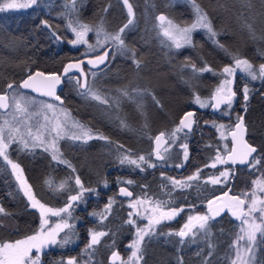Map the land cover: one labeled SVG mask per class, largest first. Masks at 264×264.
Here are the masks:
<instances>
[{"label": "trees", "instance_id": "1", "mask_svg": "<svg viewBox=\"0 0 264 264\" xmlns=\"http://www.w3.org/2000/svg\"><path fill=\"white\" fill-rule=\"evenodd\" d=\"M51 1L55 4V13L50 9L45 10L40 6L39 1L22 11L0 12V93L10 91L7 88L9 83L14 85V89H18L19 82L35 70L59 73L67 61L96 55L107 49L109 55L104 66L98 70L84 69L87 73V84L94 92L106 99L107 103L92 99L91 95L87 97L81 95L85 89L79 88L78 77L74 75L62 79V87L58 92L60 99L52 101L65 108L80 124L108 138L105 140L94 137L87 140L91 149L115 143L122 145L130 153H145L155 133L170 134L178 126L181 114L194 109L195 123L192 125V130L178 133L175 141L176 144L188 145V157L182 173L191 171L195 166L205 165L213 150L218 148V139L214 137L210 122L219 120L233 124L238 116L244 118L247 129L246 142L257 150L253 156V160H256L254 165L264 170V79L250 80L236 73L233 81L235 98L226 117L216 113L221 106L211 115L206 112V108L196 107L195 102L197 96L203 100L212 94L223 67L234 63L233 56L247 59L254 68L264 64V0H181L168 10L160 5L152 12H149L148 0H128L133 9L132 17L126 13L125 5L121 0ZM141 1L143 4L140 10ZM194 4L207 14L214 30L218 33L214 39L223 45V48L209 38L205 29L194 30L191 34L192 44H185L177 49L172 40L159 31L150 41L146 31L140 27L143 26L142 9L146 14L150 13L147 15V24L155 25V13L158 11L174 23L188 24L197 17ZM112 15H115L116 19L114 26L110 27L108 23ZM129 19L132 20V24L120 33L124 41L123 48L114 42H109L104 49L90 51L85 44L75 46L69 44L70 23L75 26V22L78 21L93 27L101 26L106 33L113 34L128 24ZM45 22L49 27L45 26ZM53 32L60 37L59 40ZM85 38L89 44H96L95 32H89ZM133 52L135 58L140 61L139 68L133 63ZM192 64L197 68L207 65L212 71L194 72ZM133 70L142 73L141 79L137 78L138 84L129 86L130 89L131 86H135L142 94L139 95V99L146 104L142 118L140 114L129 117L119 111L111 112L114 110V105L110 106L109 87L118 88L125 84L127 78L134 74ZM245 85L249 89L247 102L244 100ZM2 114L3 112L0 111V117ZM121 121L126 127L121 126ZM225 142L228 146V139ZM91 149H88L89 153ZM32 152L34 154L31 158L19 164L24 178L32 189L38 190L49 178V168H63V166L50 160V156H47L48 163L45 164V161L36 157L44 156L40 154L41 150L36 149ZM95 157L97 168H90L87 172L79 169L75 171L84 187L94 191L84 192L83 198L74 202L72 218L69 222L74 225V229H71L74 233L84 232L86 237L90 229L108 233L92 250L96 253L102 251L100 255L102 261L104 255L111 249L125 253L127 250L125 245L131 241L133 229L126 220L128 210L125 206L126 201L137 196L142 197L147 193L153 200L166 202L165 207L182 209L179 214L182 218L185 217L183 210L203 207L206 201L226 187L228 181L226 177L222 184L203 181L172 192L166 187L162 200L153 193L154 188L152 191L148 188L144 192L139 189L138 185L142 183L148 187L152 183L150 184L143 175L127 166L122 169L124 173L116 177L126 181L131 180L133 183L127 184L126 181L116 179L113 183L126 185L133 193V197L124 199L111 194L110 198L114 202L107 212L105 206L108 205L110 198L105 203L85 211V207L89 205L88 197H92L93 192L101 189L107 181L102 175L103 171L112 165L106 160L103 162L102 156L98 153ZM50 164L52 166H48ZM85 164L88 166L87 162ZM112 166L115 167L114 164ZM116 166L119 170V166ZM175 172L171 167L166 173L173 175ZM70 175L63 177L72 187L74 185L66 192L67 194L71 191L76 193L77 189ZM7 176L8 173L0 164V205L12 217L14 224V229L0 224V242L13 241L34 233L38 222L36 211L29 208L22 197L11 195V184ZM254 187L253 184L252 188ZM231 190L233 192V188ZM67 194L57 202L58 206L66 203ZM257 195L264 198V192L257 191ZM93 213H103L107 219L101 224L99 216H94ZM77 223L80 225L77 226ZM206 226V232L201 235L202 237H186L185 240H180L175 235L178 229L177 223L170 222L167 225L157 226L155 232L145 236L141 244L143 250L141 264H230L229 258L234 255L232 244L240 232L239 223L232 220L227 213H223L214 220L208 219ZM260 236L261 234H256L253 245L254 264H264V237ZM189 242H193L194 246L188 244ZM83 250L80 246L77 254H74L66 244L59 248H48L40 253L39 264L54 262L63 264L69 257L78 260ZM90 252L91 250L84 251L88 255L92 253Z\"/></svg>", "mask_w": 264, "mask_h": 264}, {"label": "snow or ice", "instance_id": "2", "mask_svg": "<svg viewBox=\"0 0 264 264\" xmlns=\"http://www.w3.org/2000/svg\"><path fill=\"white\" fill-rule=\"evenodd\" d=\"M38 0H30V3H17L16 0H10V2L0 3V11H4L5 9H16V8H26L31 5L37 4ZM124 4L128 9L129 17L133 16V9L131 4H129L128 0H124ZM194 8L196 11L197 19L190 26L187 27H179L175 25L171 20L167 21L169 27L164 29L163 35L169 37L172 40L175 47L177 49L183 47L185 44H192V32L196 29H205L209 38L213 39L214 43H217L218 46L223 48V45H220L218 41L214 38L218 35V33L214 30V27L209 20L206 13H204L198 5L194 4ZM158 20L161 22L166 20V17L161 15L158 17ZM132 24V20L129 19L128 24H125L124 27L120 28L118 32L109 34L106 33L101 26L93 27L88 24L75 22V26L72 23L69 24L73 33L75 34V39L70 40L69 43L73 46L78 44H85L88 46L90 51H98L99 49H104L105 45L109 42H114L119 45L121 48L124 47V41L121 38L120 33H123L125 28L128 25ZM45 26L49 27L45 22ZM251 26H249L250 29ZM89 32H95L97 39L96 44L91 45L85 39ZM53 35L56 36V39L59 40L60 37L53 32ZM226 50V49H225ZM227 51V50H226ZM109 55L107 49H105L101 54L97 55L94 59H89L88 63L97 66L98 64H103L105 59ZM133 63L136 64L137 68L140 67V61L135 58V53L133 52ZM235 67L230 65H226L223 67L222 72L225 74V79L221 82V84L217 87L216 92L211 97V100L215 103L211 104V107L214 109H219L221 104H227L229 107L232 104L233 98L235 97V92L231 87H226L232 84V80L227 77H231L234 75L235 71L239 69L241 72L247 74V76L251 77L252 80L256 79H264V64L259 66L258 71L253 67V65L247 59H241L239 56H233ZM83 61L69 64L65 67L64 71L67 73L72 68H76L81 72V75L86 78L87 73L84 72L81 67ZM194 72H204V71H212L207 65L202 68H197L195 64L191 65ZM95 75V73H92ZM37 77L41 78L40 81H37ZM46 82L47 91H41L40 88L37 87L38 83ZM60 83V79L57 75L52 74L50 76H46L44 73L37 71L35 74H30L27 79L23 80L19 87L25 89H32L33 91H40L41 95H48L54 97L56 100H59L60 97L56 96L55 89L56 85ZM81 88H84L85 91L81 93V95L87 97L91 95L92 99L99 100L101 103H107L108 101L102 98L98 93L94 92L91 87L87 84V80L85 79V83L80 84ZM7 88L13 90L11 94L8 92L0 94V110L6 111L9 115L12 116L11 120L4 119L2 123H0V158H3V161L10 165L13 175L16 177L20 190L23 192L24 196L29 200L30 206L32 208L37 209L40 212V230H38L35 234L27 236L25 239L17 240L15 242H6L0 244V264H39L40 261V253L42 249L47 248L49 245H57L59 244L63 247L65 244L69 243V238L67 235L61 239H57L59 233L64 231V229H74V225L69 223L72 218V210L74 209V202H78L83 198V194L86 191H94L92 189L85 188L81 182V179L77 176L75 178V184L79 186L80 191L76 194H70L68 197V203L59 209H54L46 206L39 199L36 198L33 193L31 185L24 178L23 170L18 163H15L13 160L9 158L8 155V146L12 143H20L24 148H36L42 147L44 151H51L52 160L58 163H63L68 167H72L69 161L63 159L62 153L58 147V141L67 136L68 139L72 140H84L85 142L88 139H92L93 133L91 129L85 127L80 124L78 121H71V126L73 128H77L79 131L76 133H71L69 135L68 123L69 117L67 112H64L66 119L64 121H55L49 122L51 124L50 127L47 125H39L30 123L32 117L34 115H38V113L30 111L31 105L36 103L31 99L25 98L22 94H19L14 90V85L9 83ZM244 100L247 102L248 100V92L249 89L247 85H245L244 89ZM122 95L128 96L129 93L124 90ZM155 99V97H153ZM196 103L200 105V107H208L209 104L206 101L201 100L199 96L196 97ZM246 106V105H245ZM42 108H47L49 110L55 111V105L48 103L42 104ZM61 111H64L61 109ZM227 114V113H225ZM195 113L192 111H188L184 114V116L180 119L179 125L173 130L171 134H166L164 132L159 133L155 137V143L157 144V148L154 150L157 160H165V155L159 150V146L161 142L164 144H169V141L173 143L177 139V134L181 133L183 129H188L190 132L192 130V125L195 123L192 117H194ZM45 120L48 121L47 115H45ZM237 123L234 125L232 130L226 132V135L232 137L233 147L231 151L228 152L227 157L222 158L220 155H217L212 159V162L205 167L215 168L217 163H228L231 161L233 165L239 164H248L250 168H253L255 165L250 162L249 158L252 156V153H255L257 150L255 147L250 146L244 139V135L247 131L243 116L237 117ZM121 126L126 127L123 121H121ZM215 126V124L213 125ZM225 128L224 125H220L218 131L220 129ZM54 134V135H53ZM225 136V133L221 134ZM95 138L99 139H108L102 135H98ZM29 141H32L30 144ZM242 146V150L237 148V145ZM171 146V145H169ZM122 147V146H121ZM184 150V158L188 157V145L187 143H183L180 145ZM227 148V146H225ZM165 152L168 151L167 148L164 149ZM254 159V158H253ZM120 164H131L135 165L137 168H140L141 171L144 170L142 164H147L148 167H156L154 163H152L145 156H139L134 159L131 158L129 154H122L119 160ZM258 162V161H257ZM183 165H176V167H182ZM75 171V169H73ZM201 170H197L196 174L189 176L186 178L187 181L197 180L200 178L199 173ZM163 175V174H162ZM220 176H226L225 172H221ZM167 178V177H165ZM209 181L213 184L220 183L219 177L209 178ZM46 184L49 185L50 189L53 188V184L50 180L45 181ZM125 183L132 184L133 181L128 180ZM171 183L174 186H179L181 188L190 187L186 181L172 179ZM254 188L251 193L245 192L242 197L231 196L229 199L235 202L236 210L233 211V215L236 219L241 220L242 227L240 229V234H237L236 240L233 242L232 247L235 249L236 255L235 258H229L230 264H251V261L247 259V254L253 251V245L256 240V233L259 232L261 237H264V198L259 197L257 195V191L264 192V178H257L253 181ZM66 186V182H61L60 185L55 186V190L63 191ZM105 187H107V181H105ZM146 187V186H145ZM120 195L126 197H133V193L129 191L125 187H120ZM251 197L250 201H247L248 197ZM247 201V210L245 211L244 205ZM113 199H109L108 205H106V212L110 210L111 205L113 203ZM209 205L213 203V201L208 202ZM144 204H148L149 207L144 209L142 213L140 211V207ZM166 202L160 200H153L151 197L145 193L142 197H137L135 200H131L129 202V207L135 209V214L138 216H142V218L148 220V225L144 228L138 227L136 225V221L132 219L133 213H129V219L127 221L128 224L136 227V238L127 245L129 249H131V253L128 256L127 260L122 259L117 252H113L109 264H113L114 261L120 260L121 264H139L140 260L143 259V250L141 244L145 238V236H150L155 232V225L161 223L162 220H170L174 218L179 211L182 209L171 208L165 210ZM140 206V207H138ZM230 210L232 208L230 207ZM159 212V216H155L154 213ZM237 212L240 214L237 215ZM259 212L261 215L259 217L260 223H257V218L252 217V213ZM66 214L62 216L61 214ZM0 214L7 215L3 207H0ZM219 214V209L217 213ZM94 216H99L100 223L102 224L107 216L103 213L97 214L93 213ZM48 216H56L60 217L59 222L55 223L52 227H47L49 225ZM207 216H189V223H186L184 227L175 235L180 236L181 238L187 236L191 229L195 227L191 222L193 220L199 221V228L201 230L206 229ZM188 229V232L185 231ZM74 234V233H73ZM171 234V233H170ZM108 235L107 232L103 230H89V242L85 246L84 251L89 252V250H93L94 246L98 245L101 242V238ZM245 236L249 243L242 244L241 241L245 240ZM36 250V255L33 257L31 255L32 250ZM63 264H78L75 257H69Z\"/></svg>", "mask_w": 264, "mask_h": 264}, {"label": "rangeland", "instance_id": "3", "mask_svg": "<svg viewBox=\"0 0 264 264\" xmlns=\"http://www.w3.org/2000/svg\"><path fill=\"white\" fill-rule=\"evenodd\" d=\"M38 1L41 4L40 6L43 7L45 10L46 9L47 10L50 9L51 11H53L55 13V11H54L55 4L52 3L51 0H38ZM180 1L181 0H148L149 12L155 11L156 7H158L160 5L164 6V8L168 10L173 5H175L177 3H180ZM4 2H10V0H0V3H4ZM16 2L17 3H30V0H16ZM121 2H122V4H124V0H121ZM142 4H143L142 1L139 2L140 10L142 8ZM26 8H28V7H26ZM26 8L5 9L4 11H0V12H6V11L16 12V11H22V10H24ZM125 8H126V13H128V9H127L126 5H125ZM159 13L160 12L158 11V12L155 13V15H157ZM148 14H150V13L146 14L145 11L142 9L141 19H142L143 26H140V27H142L146 31V36L151 41L153 36L157 35L158 31L160 32V34L163 35L164 29H167L169 27L167 21H169L170 19H168L165 15H163V16L166 17V20L163 21V22H161L159 20V22L154 23L155 25H157V27H158L157 28L153 24H147L146 19H147V15ZM115 19H116V16L112 15V17H111V19L109 20V23H108L110 27L114 26ZM196 19H197V17H196ZM196 19L193 20L192 22L188 23V24H178V23H174V22L173 23L175 25L183 28V27L190 26L193 22L196 21ZM75 38H76L75 34L73 33V31L71 29V39L70 40H74ZM168 40L169 39L167 38L166 39L167 44H168ZM70 45H72V44H70ZM93 45H95V43ZM230 66L235 67V64L233 63ZM259 66L260 65H257L255 67V69L257 71L259 69ZM133 73L134 74H131L129 76V78H127V81L125 82V84H123L122 86H120L118 88L117 87H113V86L109 87L110 88V90H109V93H110L109 94L110 95L109 96L110 106L114 105V110H111V112L112 111H114V112H118L119 111V112L123 113L125 116L128 115L129 117L131 115L132 116L133 115L139 116V114H140V116L142 118V116H143V114L145 112V108H146V104L144 102H142V99H139L140 98L139 95H142V94L138 92V90L135 88V86H131V89L129 88V86L132 85V84L133 85L138 84L137 83V78L141 79L140 74L142 75V73L140 71H135V70H133ZM236 73L239 74V75H242L243 77H245L247 79L251 80V77L247 76L246 73L241 72L239 69H237L233 76L227 77L228 79L232 80V84L229 85V86H226V87H231L232 90H233V81H234V77H235ZM224 79H225V74L221 70L220 78L218 80L217 86L215 87V89L212 92V94L209 97H207L206 99H203V101L208 102V104L210 105V103L212 102L211 97L216 92L217 87L221 84V82ZM14 90L17 91L19 94H22L25 98L31 99V100L36 102V103L31 105L30 111L36 112V113H38V115H34L32 117V119H31L30 123L37 124V122H38L39 125H47L48 127H50L51 124L49 122L64 121L66 119V117L64 115V112L66 111L67 114H68V117H69V123H68L69 135L71 133H76V132L79 131L77 128H73L71 126V121L72 120L77 121V120H75L69 114V112L65 108H63L60 104H58L56 102L49 101V100H45V99H42V98H39V97H36V96H33V95H30L28 93L22 92L19 89H14ZM124 90H126L129 93L128 96L122 95V92ZM12 91L13 90H10L8 93L11 94ZM234 98H233V101H234ZM233 101H232V103H233ZM48 103H51V104L55 105V111L49 110L47 108H42V104H48ZM196 107H198L199 109L207 108V107H200V105L198 103H196ZM229 108H230L229 105L222 104L221 108L216 113H218L221 116H225L226 117L228 115ZM61 109H63L64 111H61ZM214 113H212V114H214ZM225 113H227V114H225ZM45 115H47L48 121L45 120V118H44ZM4 119L11 120L12 116L9 115L6 111H3V114L0 117V123H2ZM214 124H215V126H213ZM210 125L212 127V130H213V133H214V137L216 139H218V145H217L218 148L213 150L211 157L209 158V160L206 162L205 165L210 164L212 162V159L215 158L217 155H220L223 158V154L227 150V148L225 147L226 146L225 140L227 139L226 132L231 130L233 124L222 122V121H219V120H212L210 122ZM220 125H224L225 128L220 129L218 131V128H219ZM92 133H93V137L98 136V134L96 132L92 131ZM222 133H225L226 138L221 135ZM29 143L31 144L32 141H29ZM167 145H166L167 147L165 146L161 150V152L164 155H166L165 153L171 151V149L174 146V143L172 141H169V144H167ZM169 145H171V146H169ZM175 146H176V149H174V154L176 155L175 158L177 160V163L175 164L174 169L180 170V169L183 168V166H184L183 164L185 163L186 159L184 158V150H183V148H181L179 144H176ZM58 147H59L60 152L62 153L63 159L69 161L70 164L72 165V167L70 168L67 165L63 164V163H59V164H61V166H63V168H60L58 166H57L58 168H56V167L55 168H49L50 169L49 178H47L46 180H50L52 182L53 188L50 189L49 185L45 183V181H46L45 180L44 184H42V187L38 188V190L32 189L33 193L35 194L37 199H39L46 206L54 208V209H59V208L64 207L68 203V197L71 194V193L70 194L66 193L69 189H71L72 185L69 184L63 178L64 176H69V174H71L70 177L71 176L73 177L75 171H77L78 169L80 171L87 172V170L90 169V168L91 169L97 168L98 164H95L96 160H97L96 157H95L96 153H98V154H100L102 156L103 162L106 159H108V158L111 160V157H112V154H113V152H112L113 150L109 146H106V147L102 146V147H97L96 149H91V145L87 141L85 142L84 140L68 139L67 136H65L63 139H60L58 141ZM165 148L168 149L167 152L164 151ZM36 149L41 150L42 153H40V154L44 155V156H36V157H38L39 159L45 161V164L48 163V160H46V159H47V156H50V158H52L51 151L50 150L49 151H44L42 147L24 148L23 145L20 144V143H12V144H10L8 146L7 151H8L9 158L11 160H13L15 163L19 164L20 162H24L26 159L31 158L33 156V154H34V152H32V151H34ZM88 149H91L90 153H89ZM81 151H82V153H81ZM83 151H85V152H83ZM114 151L116 152L115 154H117L118 160H120V157H121L122 154H129L131 156V158H134V159L138 158L139 156H145L146 157V155H143V154L140 155V154H137V153L127 152V151L121 149L118 146H114ZM84 161L88 163L89 168H88V166L86 164L84 165V163H85ZM0 164H1L2 168L4 169V171L8 173L7 179H8L9 184H11V187H10L11 195H13V196L14 195H18L19 197H22L25 200V202L27 203V206L29 208L35 210L36 213H37L38 222H37V225H36V230L34 231V233L29 234L27 236L33 235L38 230H40V212L37 209L32 208L30 206L29 200L24 196L23 192L20 190V185H19L16 177L13 175V171H12L10 165L5 163L3 161V158H0ZM125 164H128V163H125ZM178 164L183 165V166L182 167H176V165H178ZM83 165L86 166L87 168L85 169L83 167ZM128 165H131V164H128ZM205 165H203V166H195V167L192 168L191 171L187 170L186 172L182 173L180 176H176V177L174 176V177H170V178H168V177L165 178V176H162V181H164V182H163V186L161 187V190L163 189L164 191H166L167 190L166 187L169 188L168 189L169 192H172V191H174L176 189H182L179 186H174L171 183L172 179L186 181V183L189 184V185H196V184L201 183L203 181L210 182L209 181L210 177H212V178L219 177L221 182L217 183V184H222L224 177H226L227 180L229 179V175L230 174H229L228 168L226 167L225 163H223V164L217 163L215 168L205 167ZM48 166H52V164H50ZM75 166H77V168H75ZM131 166L137 168L135 165H131ZM142 167L143 168H149L146 163L142 164ZM73 169H75V171H73ZM137 169H140V168H137ZM198 169L201 170L200 173H199L200 178L197 179V180L187 181L186 178L196 174ZM58 170H60V171H58ZM221 172H225L226 176H220ZM256 178H264V170L259 169L257 166H254L253 168H248L246 170V172H242L238 176V178L236 179V182H235V187H234L235 194L243 198V194L245 192L251 193L252 189H253L252 188L253 187V182L252 181L255 180ZM72 180H73V182L75 184V178H73ZM61 182H66V186H65L64 190L63 191L55 190V186L60 185ZM75 186L77 188L76 189V193H78L79 190H80L79 186H77L76 184H75ZM73 187H74V185H73ZM184 188H186V187H184ZM76 193H74V194H76ZM65 194H67L66 195V203L64 205L58 206L57 202H59L63 198V196ZM158 196H159V198H162V200H164L162 195H158ZM137 197H134L131 200H135ZM263 197H264V195H263ZM128 199H130V198H128ZM250 199H251V197L249 196L247 198V201H250ZM209 200H211V198ZM130 201H126L125 202V206L128 208L127 215H126L127 216L126 220L128 221L129 213L131 212V213H133V216L131 218L136 221V225L138 227H141V228L146 227L148 225V220L142 218V216H138V215L135 214V209L130 208L128 206ZM247 201H246V204L244 205L245 211L247 210ZM206 203H207V201L204 203L203 207H201V208L200 207H196V208H193V209H189L188 211H184L183 210V214L185 215V217H182V218H180V215H179L180 211H179V213L174 218H172L170 220H167V219L162 220L161 223L155 225V228L157 226L167 225L168 223L173 222L175 224L177 223V226H178V229L176 231V233H177L184 227V225L186 223H189V216H193V217H196V216H207V213H206V210H205ZM0 207H2V206L0 205ZM138 207H140V206H138ZM148 207H149L148 204H144L142 207H140V211L143 213L144 209L148 208ZM168 209H171V208L170 207H165V210H168ZM61 215L64 216L66 214L62 213ZM154 215L158 217L159 216V212H155ZM260 215L261 214L259 212L252 213V217L257 218V223H260V220H259ZM47 219L49 220V225L47 227H52V226L55 225V223L59 222L60 217L48 216ZM191 223L193 225H195V227H193L191 229V231L189 232V234L187 236H185V237L193 238V237L196 236V237L200 238V236L202 234L204 235V233L206 232V229L205 230H201L199 228V221L193 220ZM238 223H239L238 228H239V231H240V229L242 227L241 220H239ZM0 224L4 225V226H6V227H8L10 229H14L13 219L8 213H7V215L0 214ZM131 227L133 229V233H132L131 241L129 243H131L136 238V231H137L136 227H134L133 225H131ZM185 231L188 232V229H185ZM73 233H74V230L66 228V229H64V231L59 233V236H58L57 239L59 240V239L65 237L67 235V237L69 238V243L68 244L73 246L76 243V237H75V239H73L75 233L74 234ZM257 233L260 235L259 232H257ZM239 234H240V232H239ZM27 236L19 238V239H16V240H13V241H3V242H0V244L6 243V242H15L17 240L25 239ZM89 239H90V237L88 235L87 241L85 242V244L83 243L84 245L81 246L82 250L85 249V246L88 244ZM241 243L242 244L249 243L246 236H245V240L241 241ZM188 244H191V246H194L193 242H189ZM59 247H61L59 244H57V245H49L47 248L42 249L41 252L45 251L48 248H59ZM94 248H96V246H94ZM233 251H234L233 252L234 255H233L232 258H235V255H236L235 249H233ZM91 252H92V250H91ZM101 253H102V251L97 252V253L95 251H93L91 254L88 255V254H85L84 250H83V253L81 254L82 256L79 257L77 262H78V264H103V261L100 258L101 257L100 256ZM130 253H131V249H129L127 247V250L124 253V256H125L124 260H127V258L130 255ZM31 255L33 257H35V255H36V250L35 249L32 250ZM246 258L251 261V264H254L253 251L251 253H248ZM66 260L67 259H65L64 262ZM39 263H40V261H39ZM53 264H60V263L54 262ZM139 264H141V261L139 262ZM161 264H164V263H161Z\"/></svg>", "mask_w": 264, "mask_h": 264}, {"label": "flooded vegetation", "instance_id": "4", "mask_svg": "<svg viewBox=\"0 0 264 264\" xmlns=\"http://www.w3.org/2000/svg\"><path fill=\"white\" fill-rule=\"evenodd\" d=\"M156 134V133H155ZM154 134V135H155ZM153 135V136H154ZM153 136L151 137V140H150V143H149V147H148V149H147V151L145 152V153H137V154H140V155H146V157L152 162V163H154L155 165H156V167H149V168H144V170L143 171H141L140 169H137V168H135V167H133V166H131V165H128V164H120V162H119V160H118V158H117V154H115L116 152L114 151V146H118V147H120L121 149H123V150H125V151H127L128 152V150L126 149V148H124L122 145V147L120 146V145H118V144H115V143H109L108 144V146L113 150L112 152H113V154H112V157H111V160L108 158V159H106V161L108 162V163H112V165L114 164L115 165V167H113L112 165H110V166H108L104 171H103V173H102V175H103V177L107 180V187H105V183L103 184V186H102V188L101 189H96L95 190V192H93V194H92V197L90 196V197H88V199H89V205H87L86 207H85V211H86V209L87 210H90L92 207L93 208H95L96 207V205H99V204H101V203H105V201L107 200V199H109L110 198V195L112 194L113 196H115V197H119V198H124V199H128V198H130V197H121L119 194H118V188L120 187V186H125L129 191H131L126 185H124V184H122V183H120V184H117V185H115L114 183H113V181L116 179V180H122V181H126L125 179H120L119 177H116L117 175H119L120 173H124V170H122L123 168H127V166H130L134 171H136V172H138V173H140L141 175H143V177H145L149 182H150V184L152 183V185L151 186H149L148 187V185H144L143 183L142 184H140V185H138V188L139 189H142V191L144 192V191H146L148 188H151V190L150 191H152V189L154 188V191H153V193L154 194H157V195H164L165 193H166V191H164L163 189L161 190V187L163 186V182L164 181H162V176H165V177H168V178H170V177H176V176H178V175H181V174H179L180 172L182 173L183 172V169H184V167H185V163L183 164L184 166H183V168L182 169H180V170H178V169H175V173L173 174V175H171V174H167L166 172H167V169H170L171 167H173L174 168V166H175V164L177 163V160H176V158H175V154H174V149H176V142H174V146H173V148L171 149V151H169V152H167V153H165L166 155H165V157H166V159L165 160H157L156 158H152V156H151V147H152V139H153ZM181 144H183V143H179V145H181ZM167 144H165L161 149H160V151L166 146ZM229 145L230 144H228V146H227V150H228V148H229ZM168 146V145H167ZM166 146V147H167ZM226 150V151H227ZM225 151V152H226ZM224 152V153H225ZM255 154V153H254ZM254 154L250 157V162L251 163H253L254 164V161H256V160H253V156H254ZM223 156H224V154H223ZM67 159V158H66ZM50 160H52V158H50ZM53 161V160H52ZM186 161H187V159H186ZM185 161V162H186ZM54 162H56V161H54ZM56 163H58V162H56ZM116 165H118L119 166V170L116 168L117 166ZM226 167L228 168V171H229V179L231 178L232 180H231V183H230V185H229V179H228V181H227V185H226V187L224 188V189H226V188H228L229 187V190H230V192L231 193H233L234 192V187H235V182H236V179L238 178V176L242 173V172H246V170L248 169V168H250L249 167V165L247 164L246 166H244V167H242V168H240V167H232V166H230V165H228V164H226ZM162 171V172H161ZM163 174V175H162ZM78 175L76 174V173H74V176L72 177V178H76ZM125 178V177H124ZM94 179V178H93ZM234 182V183H233ZM154 185V186H153ZM146 186V187H145ZM233 188V192H232V189ZM223 189V190H224ZM164 191V192H163ZM114 193V194H113ZM71 194H74V192L73 191H71ZM234 194H235V192H234ZM153 195V194H152ZM240 197V196H239ZM106 207V206H105ZM175 209H178V208H175ZM193 209V208H192ZM78 225L77 226H79L80 225V223H77ZM89 235V234H88ZM180 240H185L186 239V237H183V238H181L180 236H178V235H176ZM75 237H76V243L73 245V246H71L70 244H66L67 245V247L72 251V252H74V254H77V251L79 250V247L80 246H82L83 245V243H85L86 241H87V238L88 237H86V235H85V233L83 232V233H75V235H74V238L73 239H75ZM127 245L128 244H126L125 245V247L127 248ZM112 250H116L120 255H121V258L122 259H124L125 258V256H124V253H122V251H120V250H118V249H111L110 251H108L105 255H104V257H103V264H109L108 263V254L112 251ZM77 257H78V255H76ZM120 264H121V262H120Z\"/></svg>", "mask_w": 264, "mask_h": 264}, {"label": "water", "instance_id": "5", "mask_svg": "<svg viewBox=\"0 0 264 264\" xmlns=\"http://www.w3.org/2000/svg\"><path fill=\"white\" fill-rule=\"evenodd\" d=\"M161 15H163V14L159 13V14L155 15V21H156V22H159L158 17L161 16ZM101 53H102V52H101ZM101 53H99V54H101ZM99 54L92 55V56H86V57H83V58H81V59H79V60H71V61H67L66 63L63 64V66H62V68L60 69L59 73H55V72L47 73V72H42V71H40V72L44 73L46 76H50V75H52V74H55V75H57V76L59 77V79H60V83L56 85V89H55V94H56V96H58V92H59V90H60L61 87H62V79H63L64 77H66V76H70V75L77 76V77H78V82H79V83H78L79 88H80V89H83V88L80 87V84L85 83V79H86V78H85L84 76L81 75V72H80L79 70H77L76 68H72L70 71H68L67 73H65L64 69H65V67H66L67 65H69V64H75V63H78V62L83 61L82 65H81V67L83 68V70H84V69H87V70H98L99 68H101L102 66H104V64L106 63L107 58L105 59V62H104L103 64H98L97 66H93V65L89 64V63H88V60H89V59H94V58H95L97 55H99ZM37 71H39V70H35V71L31 72L30 74H33V75H34L35 72H37ZM84 72H85V70H84ZM30 74H28L26 77H24V78L19 82V84H18V89H19V90H21L22 92L28 93V94H30V95H33V96H36V97H39V98L45 99V100L58 101V100H56V99H55L54 97H52V96L41 95V92H40V91H33V90L30 89V88H28V89L20 88V87H19L20 83H21L23 80L27 79V77H28ZM36 79H37V81H40V80H41V78H39V77H37ZM37 87L40 88L41 91H47L46 82H44V83H38V84H37ZM0 94H2V93H0ZM212 103H215V102L212 101V102L210 103V105L206 108V112H207L208 114H212V113H214V112L217 110V109H214L213 107H211V104H212ZM221 105H222V104H221ZM221 105H220V106H221ZM220 106H219V107H220ZM0 111L3 112L4 110H0ZM188 111H192V112L195 113V110H194V109H190V110H188ZM188 111H185L184 113L181 114V116H180L179 119H178V125H179L180 119H181V118L184 116V114H185L186 112H188ZM191 119H193V117H192ZM193 120H194V119H193ZM237 122H238V121L236 120V121L233 123L231 130L234 128V125H235ZM183 130L188 131V129H183ZM159 133H161V132L156 133V134L153 136V139H152V147H151V156H152V158H156L155 151H154V150L157 148V144L155 143V137H156ZM227 139H228L230 145H229L228 150L224 153L223 158L227 157L228 152H230V151H231V148L233 147L232 137L227 135ZM244 139H245V135H244ZM245 141H246V140H245ZM248 144H249V143H248ZM164 145H165V144H164L163 142H161V144H160V146H159V150H160ZM249 145H250V144H249ZM250 146H252V145H250ZM252 147H254V146H252ZM237 148H238L239 150H242V146L239 145V144L237 145ZM253 154H254V153H252V155H253ZM249 159H250V158H249ZM225 164H228V165H230V166H232V167H235V166H236V167H240V168H242V167H244V166L247 165V164H239V163L233 165V164L231 163V161H229L228 163H225ZM231 180H232V179L230 178V179H229V185H230V183H231ZM120 187H125V186H120ZM120 187L118 188V194H119V195H120V192H119ZM125 188H126V187H125ZM120 196H121V197H126V196H122V195H120ZM231 196H237V197H239L238 195H236V194H234V193H231L230 190H229V187H228V188L222 190L220 193H218V194L215 195L214 197H212L211 200H209V201H213V203H212L211 205H209V203H208L209 201H207V203H206V205H205V210H206L207 216H208V218H209L210 220H214V219H216L217 217H219L221 214H223V213H227V215H228L232 220H234L235 222H238V221H239V220L236 219V217L233 215V211L236 210V207H237V206L235 205V202H234V201H231V200L229 199V197H231ZM230 207L232 208V210H230ZM218 209H219V214H216ZM239 214H240V213L237 212V215H239ZM113 252H117V251H116V250H112V251L108 254V263H109V261H110V257H111V255H112ZM117 253H118V252H117ZM118 254H119V253H118ZM119 256L121 257L120 254H119ZM113 264H120V260H116V261H114Z\"/></svg>", "mask_w": 264, "mask_h": 264}]
</instances>
